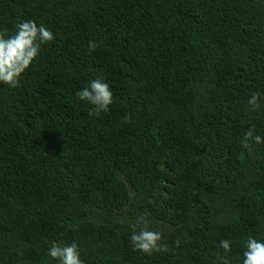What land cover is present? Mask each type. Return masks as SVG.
<instances>
[{"label":"trees","instance_id":"1","mask_svg":"<svg viewBox=\"0 0 264 264\" xmlns=\"http://www.w3.org/2000/svg\"><path fill=\"white\" fill-rule=\"evenodd\" d=\"M25 20L55 39L0 82V264H58L53 240L84 264H242L264 240V143L245 140L264 137V0H0V29ZM97 77L114 102L90 117ZM141 217L169 251L133 250Z\"/></svg>","mask_w":264,"mask_h":264},{"label":"clouds","instance_id":"2","mask_svg":"<svg viewBox=\"0 0 264 264\" xmlns=\"http://www.w3.org/2000/svg\"><path fill=\"white\" fill-rule=\"evenodd\" d=\"M15 31L9 34L7 27L0 29V82L10 87H18L22 74L32 66L33 61L39 56L41 46L55 39L54 33L44 24H37L34 20H25L15 24ZM100 45L89 41V50H95ZM82 101L94 105L88 112L90 117L101 112H108L114 102V93L110 85L102 78L97 77L89 81L88 85L76 93ZM261 93L253 92L248 99V104L253 110L260 107ZM255 126L250 127L245 133V140L254 143H264V137L254 135ZM244 147H250L245 143ZM143 223V227H137ZM132 234L130 243L133 250L151 255L153 252H167L169 247L163 243L162 231L150 230L147 221L141 217L136 224L131 225ZM179 243L178 241L176 242ZM245 243L242 264H264V240L249 236ZM48 255L58 261V264H84L80 258L77 242L65 244L50 241ZM220 247L227 254L231 251V242L228 239L220 241ZM219 256V253H217ZM223 264H231L227 255L220 257Z\"/></svg>","mask_w":264,"mask_h":264}]
</instances>
